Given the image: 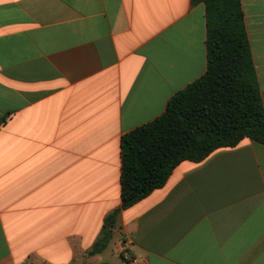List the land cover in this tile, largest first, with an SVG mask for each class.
I'll list each match as a JSON object with an SVG mask.
<instances>
[{
  "label": "crops",
  "instance_id": "1",
  "mask_svg": "<svg viewBox=\"0 0 264 264\" xmlns=\"http://www.w3.org/2000/svg\"><path fill=\"white\" fill-rule=\"evenodd\" d=\"M264 104V0H241ZM193 0H0V264H264V144L244 139L121 211L122 136L207 68ZM114 253V254H113Z\"/></svg>",
  "mask_w": 264,
  "mask_h": 264
},
{
  "label": "trees",
  "instance_id": "2",
  "mask_svg": "<svg viewBox=\"0 0 264 264\" xmlns=\"http://www.w3.org/2000/svg\"><path fill=\"white\" fill-rule=\"evenodd\" d=\"M206 11L207 68L157 119L121 139L122 206L105 219L89 255L102 253L121 211L161 188L185 160L201 162L244 139L264 144V104L241 0H193ZM7 120L0 115V126Z\"/></svg>",
  "mask_w": 264,
  "mask_h": 264
},
{
  "label": "built area",
  "instance_id": "3",
  "mask_svg": "<svg viewBox=\"0 0 264 264\" xmlns=\"http://www.w3.org/2000/svg\"><path fill=\"white\" fill-rule=\"evenodd\" d=\"M125 260H127L130 264H143L141 262H139L136 258H134L133 256H131L128 252L125 251Z\"/></svg>",
  "mask_w": 264,
  "mask_h": 264
},
{
  "label": "rangeland",
  "instance_id": "4",
  "mask_svg": "<svg viewBox=\"0 0 264 264\" xmlns=\"http://www.w3.org/2000/svg\"><path fill=\"white\" fill-rule=\"evenodd\" d=\"M114 254V253H113ZM110 261V264H117V258L113 259V258H110L109 259Z\"/></svg>",
  "mask_w": 264,
  "mask_h": 264
}]
</instances>
